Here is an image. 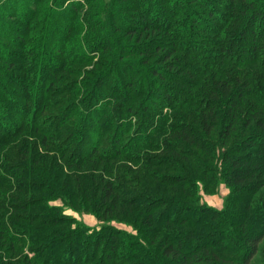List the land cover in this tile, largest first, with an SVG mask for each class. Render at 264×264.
<instances>
[{"label": "trees", "instance_id": "obj_1", "mask_svg": "<svg viewBox=\"0 0 264 264\" xmlns=\"http://www.w3.org/2000/svg\"><path fill=\"white\" fill-rule=\"evenodd\" d=\"M82 1L0 31V264H264V0Z\"/></svg>", "mask_w": 264, "mask_h": 264}, {"label": "rangeland", "instance_id": "obj_2", "mask_svg": "<svg viewBox=\"0 0 264 264\" xmlns=\"http://www.w3.org/2000/svg\"><path fill=\"white\" fill-rule=\"evenodd\" d=\"M54 0H0V31H4L5 29L9 30L10 32L16 33L17 31H19V28H21L22 30H26L25 28H23V26H25V24L28 26L29 24L32 23H38V21L40 20L41 17H45V12L50 9V7L52 6ZM90 2L91 4H94V0H83L82 4H84L85 2ZM115 0H113L114 2ZM116 2V1H115ZM64 7V6H63ZM117 6H115V8H111L113 9L115 12H117L118 14L120 13V15L122 16V18H126V16H124V14H126V11H118L116 10ZM28 11L29 18L27 22L24 21H20L18 16H24L25 12ZM73 12V13H72ZM92 12V9L90 8H80V5L78 6V11H71V12H67L68 17L71 20H77V18H79V15H86V16H90V18L88 19V25L91 24L88 28H83L82 30L78 31L76 33V35H91V34H95V32L91 31L90 28L95 27L94 20H91V17L96 16L98 14H93L90 15ZM108 13L110 14V10L109 7H106V15H108ZM2 14V15H1ZM105 11H101L99 13L100 16H104ZM27 15V14H26ZM34 19L32 16H34ZM124 16V17H123ZM60 22H63V27L67 24V22H64V19H62ZM116 22L118 24H120L121 26L124 25L122 24L118 18H116ZM133 20L130 21L129 20V24H133ZM100 24V22H99ZM98 24V25H99ZM131 24V25H132ZM97 25V26H98ZM17 26V28H16ZM57 29L62 31L63 29L61 28V25L58 24ZM96 28V27H95ZM97 30L100 31V33H112L108 30H110V27H108L107 29L104 28H99V26L97 27ZM6 40H2L0 39V47L1 48H14L15 46L13 44H11L10 42L7 44ZM112 46V45H111ZM1 61V58H0ZM81 67L83 69H92V63L90 65H85L82 64ZM63 75H61V77L59 78V80L57 81L58 86H63L67 83V80L71 79L72 76L71 74L68 72H63ZM22 103H24V101H21ZM55 112H49L46 113V115L43 117L45 120L44 122L50 120V118H52V115H54ZM203 188V186H202ZM201 193V199L203 202L207 203L209 206H212L216 209H222L224 204H225V200L227 195L229 194V189L228 187L221 183L218 186L215 187H211L208 192L203 191V189L200 191ZM67 215H70L74 218H76L79 222H83L84 224L90 226L93 229H99L102 226V222L99 221L93 214L91 213H76L72 210H67L66 211ZM113 225L125 229L127 231H132V227H129L125 224H118L115 221L112 222ZM260 260H262L260 258Z\"/></svg>", "mask_w": 264, "mask_h": 264}]
</instances>
